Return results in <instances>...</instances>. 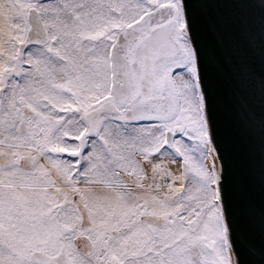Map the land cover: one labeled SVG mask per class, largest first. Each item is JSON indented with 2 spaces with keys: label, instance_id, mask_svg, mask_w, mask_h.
<instances>
[{
  "label": "snow or ice",
  "instance_id": "obj_1",
  "mask_svg": "<svg viewBox=\"0 0 264 264\" xmlns=\"http://www.w3.org/2000/svg\"><path fill=\"white\" fill-rule=\"evenodd\" d=\"M0 264H264V0H0Z\"/></svg>",
  "mask_w": 264,
  "mask_h": 264
}]
</instances>
